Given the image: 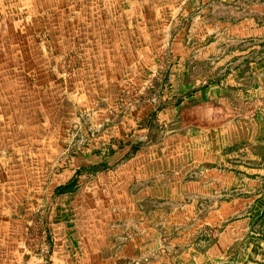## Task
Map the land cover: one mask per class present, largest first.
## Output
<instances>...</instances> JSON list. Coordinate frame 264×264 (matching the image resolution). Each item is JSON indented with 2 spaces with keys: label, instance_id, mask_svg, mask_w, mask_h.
Instances as JSON below:
<instances>
[{
  "label": "crops",
  "instance_id": "1",
  "mask_svg": "<svg viewBox=\"0 0 264 264\" xmlns=\"http://www.w3.org/2000/svg\"><path fill=\"white\" fill-rule=\"evenodd\" d=\"M179 5L147 3L170 14L153 19L142 0H0V264H208L242 234L237 195L246 180L258 185L264 168H251L256 174L248 179L241 161L229 164L218 126L195 132L183 121L185 130L163 134L186 100L176 109L118 100L126 80L142 88V58L154 57L168 39ZM185 7L193 10L187 33L173 44L181 60L196 52L180 47L186 38L202 41L196 53L207 58L218 45L264 37V1L188 0ZM212 82L198 87L201 100L214 101L209 94L221 82ZM194 96L186 97L187 113ZM78 109L88 114L93 136L82 154L52 172ZM85 169L94 175L81 181ZM52 199L42 257L27 250L26 224L40 201ZM262 201L264 195L254 208ZM211 227H220L212 242L190 243Z\"/></svg>",
  "mask_w": 264,
  "mask_h": 264
},
{
  "label": "rangeland",
  "instance_id": "2",
  "mask_svg": "<svg viewBox=\"0 0 264 264\" xmlns=\"http://www.w3.org/2000/svg\"><path fill=\"white\" fill-rule=\"evenodd\" d=\"M155 1L142 0V12L153 19L158 14L169 18L170 14H166L167 10L163 8L155 11L146 7L147 3ZM183 1L184 4L175 9V13L179 11L176 15L178 23L175 25V29L171 30V27L166 29L168 39L162 43L154 57L142 58V68L146 69L142 75L144 82L142 88L134 86L132 80H126L120 90L116 91L119 103L126 100L124 102L126 105V102H131L133 99L145 98L149 99L154 106L161 104L163 107L174 109L176 103L181 100L191 101L186 97L196 93V96L192 98L193 111L187 113L186 108H189L190 105L184 101L183 105L178 107L181 113L179 110H174L176 119L163 125L160 130L163 134L176 130L183 131L186 129V125H184L186 121L190 123L191 130H195V132L205 126H218L225 133L221 138V144L228 145H226V152L232 160L229 164H234L233 160L241 161L239 164L242 166L243 176L248 179L254 178L256 173H251V168H264V124H262L264 120L260 119L264 118V37H260L257 43L247 40L240 43L227 42L226 45H218L207 58L203 57L202 53H196L201 49L202 41L192 42L193 40L188 39L189 43H187L186 38L180 47L190 48L196 52L194 56L184 57V60H181L179 56H176L173 44L181 32L187 33V21L189 22L193 12L185 7L188 0ZM262 1L264 0H259V2ZM248 49L252 50V55L247 53ZM150 65L153 66L152 69H150ZM175 66H179L182 70L176 79L173 78L174 73H172ZM208 79L212 80V83L221 82L220 88L209 94L210 97L215 98L214 101L207 95L204 100H201L202 94L198 93L200 89L198 87ZM207 98L212 102L209 105L203 102ZM74 116V120L67 123L66 132H64L65 144L60 149V158L52 168V172L59 171L66 164L69 165L74 156L82 154L93 136V129H89L88 114L78 109ZM183 121L184 124H182ZM257 123L258 128L255 125ZM255 131L259 134L257 138L251 135ZM241 147L243 148L242 152L238 153L237 151L239 155H233L235 150ZM252 156L258 158L254 159ZM59 163L60 165H58ZM92 175H94L93 172L85 169L80 174L79 180L86 181ZM256 175L259 180L258 185H251L246 180L237 195L242 198L243 209L239 212L243 215L242 234H239V238L230 246L223 259L208 264H264V201L258 203V209L254 208L256 200L264 195V173ZM51 203H55V201L53 199L40 201L26 224L27 250L39 252L42 257L47 254V250L41 246L42 244L46 245L49 235ZM203 229L205 230L196 233L194 240L190 243L202 245L212 242L220 227ZM29 245H33L37 250H32ZM197 247L203 252L204 247ZM196 251L201 252L198 249ZM44 259L47 257L44 256Z\"/></svg>",
  "mask_w": 264,
  "mask_h": 264
}]
</instances>
